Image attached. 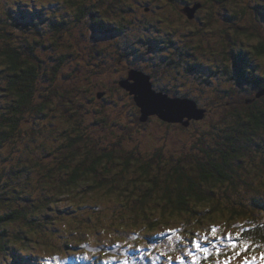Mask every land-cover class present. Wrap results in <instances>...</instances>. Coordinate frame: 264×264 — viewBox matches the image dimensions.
<instances>
[{
	"label": "rangeland",
	"instance_id": "rangeland-1",
	"mask_svg": "<svg viewBox=\"0 0 264 264\" xmlns=\"http://www.w3.org/2000/svg\"><path fill=\"white\" fill-rule=\"evenodd\" d=\"M50 1L16 2L34 5L38 13L34 15L36 17L33 19L36 20L33 23L46 30L43 40L49 47L51 42L59 44L54 49H47V55L55 58L48 59L44 64L47 77L39 79V88H52L61 96L54 95L49 99L54 107L50 116L29 118L33 127L30 130L36 132V135H31L30 130L28 135L25 132L26 137L31 136L35 148L39 149L41 146L46 150H53L51 153L42 151L39 154V157L44 158V164L57 165L59 157L69 152L64 150L66 145L62 132L67 128H76V131L81 130L86 136L82 141L84 144L79 143L80 147L91 148L95 153L111 149L114 155L122 158L134 154L141 161L153 162V165H160L164 170L158 176L155 171L153 173L162 182L180 162L194 163L202 158L203 148L219 147L225 127L234 118L233 114L245 111L248 101L258 100L264 105V97H256L258 88L236 79L241 65H235L236 58L243 54L248 57V68H255V75L264 77V56L254 54L255 48L264 43V0H210L206 3V0H79L80 4H85L94 11L95 16L92 17L89 13H81V7L68 4V0L59 1L64 3L61 9ZM196 2H204L205 6L199 8L195 18L191 20L182 9L185 5ZM4 3L5 0H0V19L5 18ZM12 7L15 9L16 4ZM56 14L64 25L54 31L48 26H52V17L57 19ZM28 25L22 26V30L25 31ZM100 25L104 26L103 31ZM23 31L20 39L28 36ZM101 35L107 38H100ZM30 36L34 37L33 34ZM45 52L46 50L38 52L39 58L44 57ZM61 55L66 56V61L58 65ZM57 65L59 71L55 74ZM133 68L150 74L158 91L168 93L169 96L180 93L186 99L197 101V107L205 111L204 118L193 119L185 126L182 123L163 121L152 114L147 121L142 122L133 96L119 85L121 79ZM54 75L57 76L56 81L52 82L50 77ZM72 108L79 109L80 115H76V110L70 114ZM192 113L193 110L190 114ZM17 144L15 147L19 155L27 157V143H19L20 150ZM252 147L251 157H247L244 166L247 165L246 172H250V178L256 180L263 174L254 162L264 156V137L256 139V145ZM3 150L5 152L0 154V165H4V157L9 153L7 148ZM33 155L38 156V153L34 152ZM132 167L128 172V179L137 175L136 166ZM39 171L30 173V181L28 175L17 182L18 186L32 187L26 195L33 200L46 196L51 191L46 190L48 184L43 179H37L41 175ZM111 171L118 170L112 167ZM105 175L107 173L104 170L101 177ZM112 175L113 173L110 176ZM260 179L262 178L256 180L257 191L253 194H249L243 186L238 193L230 192L232 198L239 199L248 206L245 209L252 213V219L242 214L231 217L226 209L230 204L225 202L224 214L214 212L211 219L196 221L199 227L189 222L188 216L175 215L172 220H164V225L157 226L149 234L143 227V220L136 217L137 211L131 209L133 203L129 202L124 206L121 203L125 201L120 196L97 190L93 195L82 194L77 197L78 193H82L79 191L73 193L71 198L60 197L56 207L57 214L60 213L61 216L58 222L63 226L68 225L67 227L81 225L80 230L87 236L89 245L96 246L94 251L97 253L85 254L80 250L76 251L77 255H70L71 259L88 255V260L83 259L87 261L84 264H104L105 256L106 261H112V254L133 249L135 254L129 258L137 264H174L172 262L180 257L193 264L191 257L185 255L188 250L199 258L197 264H223L225 260L229 264H242L253 257L256 258V264H264V260L260 259L264 254V245H254L242 239L239 242L236 239L253 222L264 223V185H261ZM125 181L127 180L122 181V185ZM122 187H129V182ZM120 217L122 218L118 220ZM117 225L133 232L117 233ZM143 228L146 233H143ZM213 228L217 229L216 237L227 238L231 234L233 241L240 247L235 250L230 247L225 249L222 241L217 238L214 242L221 245L219 256L215 249H212L208 258L203 253L196 252L192 240H200L202 247L211 248V244L205 243L202 238L208 237L212 241ZM52 229H56V224ZM52 229L48 231L51 239L47 245L36 241L19 242L15 252L7 250L0 253V264H21V261L23 264H73L66 255H58L57 250H51L53 243L58 245L61 242V237L64 236L61 231L65 228L58 234L53 233ZM173 232L182 239L176 240L173 236L170 241L168 237ZM135 234L137 239H132ZM143 234L150 235L147 239L149 242ZM128 240L130 243H127ZM153 241L161 243L166 254L175 251V256L167 254L161 256V261L151 260L149 253L160 248L157 246L150 249ZM100 247L103 254L98 252ZM243 248H247V251L237 257L236 253ZM138 249L143 251H139V257L136 254ZM119 256L115 255L113 264L120 262ZM169 256L172 259L166 262Z\"/></svg>",
	"mask_w": 264,
	"mask_h": 264
},
{
	"label": "trees",
	"instance_id": "trees-1",
	"mask_svg": "<svg viewBox=\"0 0 264 264\" xmlns=\"http://www.w3.org/2000/svg\"><path fill=\"white\" fill-rule=\"evenodd\" d=\"M17 1L19 0H5V18L0 19V154L5 152L4 148L9 150V153L4 157V165H0V253L7 250L15 252L17 250L16 244L19 242L36 241L41 245H47L51 239L48 231L56 224V229H52L53 233L58 234L62 228H65L61 231L64 236L61 237L62 240L58 245L53 243L51 250H57L58 255H66L73 264L86 263L87 261L83 260V257L76 258L73 256L75 258L71 259L70 255L76 254V251L79 252L80 250L85 254L97 253L94 251L96 246L89 245L90 241L80 230L81 225L70 227L61 225L58 222V218L61 216H59L60 213L57 214L58 210H56L60 197L71 198L73 193L79 191L82 193H78L77 197L82 196V194L93 195L95 191L99 190L104 194L120 196L125 201V203H121L124 206L129 202L133 203L131 209L137 211L136 217L143 220V227L148 230L149 234L153 233L157 226L164 225V220H172L175 215L188 216L189 222L199 227L198 222L205 218L211 219L214 212L224 214L225 202L230 204L228 205L229 208L226 209L231 217L242 214L253 218L252 213L245 209L248 206L243 204L241 200L232 198L230 192L236 191L238 193L240 187L243 186L247 188L249 194H253L257 191L256 180L259 177L262 178L260 179L261 185H264V156L258 162H254L259 171L263 173L256 180L250 178V172H246L247 165L244 166L247 163V157H251L252 146L256 145V139L264 137V105H261L258 100L250 103L245 111H237L233 114L234 118L225 127L226 130L219 147L216 149L203 148L202 158H198L194 163L180 162L172 172L165 176V180L163 179L162 182L157 176L164 170L160 165H153V162L141 161L134 154L122 158L120 155H114V151L111 149L95 153L91 148L80 147L79 143L84 144L82 141L86 139V136L81 130L80 132L76 131V128H67L62 132L63 139L65 138L63 142L66 145L64 150L69 152L63 157H59L60 162L57 165L44 164V158L39 157V154L42 151L51 153L53 150H46L41 146L39 149L35 148L31 136L26 137L25 132L28 135L30 128H33L29 118L50 116L49 113L54 107L49 99L54 95L61 96L52 88L50 90L39 88V79L47 77L44 64L48 59L55 58L47 55V49H54L59 44L58 42H51V47H49L48 43L43 40L42 37L46 30L33 23L36 20L33 17H36L34 15L38 13L37 8L29 3L18 4ZM56 1L51 0L50 2L61 9L64 3L59 2L60 0ZM207 1L210 0L204 2ZM204 2L187 4L185 8L193 7L199 3L202 8L205 6ZM14 3L16 4L15 9L12 7ZM67 3L81 7L79 8L81 13H89L88 15L91 17L95 16L94 11L87 5L80 4L79 0H68ZM41 14L44 15V12ZM55 16L57 19L52 17V26H48L54 31L64 25L62 21L58 20V14ZM27 24H29L28 28L26 27L23 31L22 26ZM22 31L28 36L21 37V40L19 37L23 34ZM32 34L34 35L33 38L30 36ZM44 50H46L44 57L39 58L38 52L42 53ZM254 54L259 57L264 56L263 42L255 48ZM246 59L248 60V57L239 54L235 65L240 64L241 68L246 70L248 77L241 76L240 68L236 74V79L252 84L258 88V91L264 89V77L256 76V69L248 68L250 64ZM65 61L66 56L61 55L58 65ZM58 65L57 69L54 70L55 74L59 71ZM133 69L143 71L139 68ZM128 75L121 80L128 78ZM56 77V75L50 77L51 81L55 82ZM153 88L158 91L155 85ZM40 90L44 92L41 93ZM196 103L198 102L196 101ZM138 109L141 115V109L139 107ZM75 110L76 108H72L69 113L72 114ZM75 113L80 115V110L77 109ZM31 132L32 130H30L31 135H36V132ZM16 143H27V157L19 155L20 153L15 147ZM18 144L17 148L20 150ZM34 152H37L38 156H34ZM132 166H136L137 175L128 179L127 175L129 170L133 168ZM112 167H116L118 171L112 172ZM104 170L107 175L101 177ZM37 171L41 172L37 179H43L48 184L46 190L51 191L47 193L48 195L38 199L36 197L33 200L26 195L32 187L18 186L17 182L21 181L24 176L28 177V175L30 181V173ZM154 171L157 175L155 177ZM112 173L113 175L110 176ZM124 180H127L125 183L129 182V187H122L125 184L122 185ZM54 189L55 191H52ZM52 213L56 215L54 216ZM120 225L115 228L117 233L133 232ZM144 228L143 233H146ZM241 233L236 238L239 242L242 239L254 245H264V223L253 222L251 227ZM54 236L56 235L54 234ZM134 237L137 239L138 236L135 234ZM218 240L220 241V239ZM127 243L130 241L128 240ZM163 247L151 254L149 253L151 260L161 261V256L167 254L175 256V251L166 254L162 249ZM126 251L128 250L115 253V255H120L118 257L120 262L125 259V256L129 258L130 255L135 254L134 251L127 253ZM98 252L104 253L101 247L98 248ZM136 254L139 257V251ZM115 255L112 254L110 258L115 257ZM32 256H35L34 253ZM105 258L107 259L106 256ZM105 258L104 262L106 261ZM166 262H169V259ZM177 262L179 260L172 263L177 264ZM150 264L155 263L150 262ZM184 264L190 263L184 261Z\"/></svg>",
	"mask_w": 264,
	"mask_h": 264
},
{
	"label": "snow or ice",
	"instance_id": "snow-or-ice-1",
	"mask_svg": "<svg viewBox=\"0 0 264 264\" xmlns=\"http://www.w3.org/2000/svg\"><path fill=\"white\" fill-rule=\"evenodd\" d=\"M101 31H103V26H101ZM100 38H107L101 35ZM241 76H246L247 72L242 67L240 70ZM134 83L128 85L129 90L135 95L136 103H138L141 108L144 109L145 113H155L161 117H167L169 115H175L178 118H182L184 115L187 114V110L189 109V101L184 98L180 93H174L173 95L169 96L166 93L158 92L153 89L152 85L148 83L147 78L141 75H134L133 77ZM217 229H212V237L213 240L209 241L208 237H203L205 243H210L211 248L209 247H202L200 240H192V245L195 248L196 252H200L204 254L205 258H208L211 255L212 249H215L216 255L219 256L221 252V245H217L214 241L215 239H220L222 241L223 247L225 249L231 248L235 250L236 248L240 247L238 243L233 241L231 234L225 237H216ZM173 236H175L176 240H181L182 237L176 235L173 232L172 236H169L168 239L171 241ZM132 239H136V237H132ZM226 241V242H225ZM119 247V245H117ZM131 247V246H130ZM157 245L153 244L150 245V249H155ZM138 251H140L138 249ZM247 251V248H243L241 252H237L236 256L239 257L243 255V253ZM185 255L190 256L192 259L193 264H197V256L191 251L188 250ZM83 259L88 260L89 257L85 256ZM169 261H171L172 257H168ZM261 260H264V254L260 257ZM115 260V257L112 258V261ZM112 261H105L104 264H112ZM23 264V261H21ZM120 264H135L134 260H130L125 256V259L120 262ZM179 264H184L183 257L179 258ZM223 264H229L228 260H225ZM244 264H256V258L253 257L251 260H245Z\"/></svg>",
	"mask_w": 264,
	"mask_h": 264
},
{
	"label": "water",
	"instance_id": "water-1",
	"mask_svg": "<svg viewBox=\"0 0 264 264\" xmlns=\"http://www.w3.org/2000/svg\"><path fill=\"white\" fill-rule=\"evenodd\" d=\"M201 6L202 5L199 3V4H195L193 7H190V6L186 7V8L183 9V12L188 16L189 19H194L195 16H196V12L198 11L199 8H201ZM134 75H141L143 77H146L148 83H150L152 85V87L154 85H153V82L151 80V76L150 75H148L145 72L140 71L138 69H131L130 72H129L128 78L123 79V80L120 81V86L123 89L127 90L130 95H133L134 100L136 102L135 95L129 90V87H128L129 84L134 83V80H133ZM262 96H264V89L259 90L257 92V95H256L257 98H260ZM187 100L189 101V109L187 110V114L184 115L182 118H178L175 115H169L167 117H161L159 115H157V116L160 119H162L163 121L171 122V123H182L185 126H188L190 121L193 120V119L199 120V119L204 118L205 111L203 109H199L197 107L198 105H197V103L195 101H193L191 99H187ZM252 101H248V103L250 104V103H252ZM136 104L141 109V119L140 120L142 122L147 121L152 114H155V113H147L146 114L144 109L141 108V106L138 103H136ZM191 108L194 111V113H192V114H190L192 112ZM186 118H189V119L186 120ZM90 250H92V249L90 248Z\"/></svg>",
	"mask_w": 264,
	"mask_h": 264
},
{
	"label": "flooded vegetation",
	"instance_id": "flooded-vegetation-1",
	"mask_svg": "<svg viewBox=\"0 0 264 264\" xmlns=\"http://www.w3.org/2000/svg\"><path fill=\"white\" fill-rule=\"evenodd\" d=\"M205 247V246H204ZM242 264H244V261L242 262Z\"/></svg>",
	"mask_w": 264,
	"mask_h": 264
}]
</instances>
